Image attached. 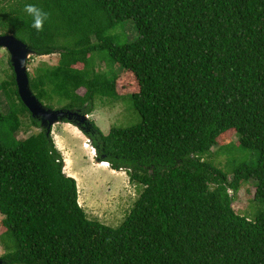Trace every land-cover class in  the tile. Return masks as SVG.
Listing matches in <instances>:
<instances>
[{"label":"trees","instance_id":"1","mask_svg":"<svg viewBox=\"0 0 264 264\" xmlns=\"http://www.w3.org/2000/svg\"><path fill=\"white\" fill-rule=\"evenodd\" d=\"M27 4L46 13L40 30ZM128 21L137 38L119 45L110 32ZM0 34L33 56L58 53L57 64L28 72L51 109L91 113L96 99L131 97L139 124L104 134L91 120L83 133L95 160L143 187L120 227L89 219L54 138L43 128L16 136L31 113L9 63L0 84L12 141L0 137V213L13 239L12 249L1 242L5 264H264V209L250 218L233 208L249 181L264 202V0H0ZM102 51L130 87L96 67ZM231 146L256 151V165L217 167L212 155Z\"/></svg>","mask_w":264,"mask_h":264},{"label":"rangeland","instance_id":"2","mask_svg":"<svg viewBox=\"0 0 264 264\" xmlns=\"http://www.w3.org/2000/svg\"><path fill=\"white\" fill-rule=\"evenodd\" d=\"M110 34L115 37L119 45L136 39L138 35L131 21L116 26ZM94 55L97 68L99 67V69L101 68L103 70L104 67L105 71L110 74V77L119 73V84L127 88L131 86L125 85L129 83L126 80L128 78H125L126 76L124 74L122 75V71L114 64L106 51L98 52ZM58 59V53L33 56V58L31 57L27 61L28 72L32 73L39 65L46 64L53 66L57 64ZM9 63L10 55L8 51L0 47V84L11 77ZM77 67H82V64L77 65ZM78 92L79 94H84L85 89L82 88ZM0 103L3 112L7 113L9 111V101L4 91H0ZM27 115L20 117L22 119V126L19 132L16 133L18 139L37 133L42 129L31 124L29 119L31 120L32 115ZM89 119L94 121L99 130L104 134H107L112 126L127 128L141 122V117L129 96L119 100H111L109 98L96 99L93 104V110L89 114ZM75 128L80 132L79 134L74 132ZM7 130V122L1 123V140L11 145V137ZM51 131V136L54 138L56 147L61 152H63L62 147L70 150L68 151L66 149L70 153V162L64 163V171L66 173L70 172L68 167L70 164H73V168L79 172L80 176L75 174L79 193L78 202L85 210L87 217L110 227H120L127 219L134 203L138 200L143 187L130 183L125 171H116L103 164V167H100V164L98 162L96 163L97 160H90L89 156L93 155V150L91 145L89 146L88 141L85 140L87 136L84 134L82 136V131L71 122L56 123ZM232 138V143L235 144V135H232ZM85 143L89 147L85 148ZM215 150L216 148L213 149V152ZM219 151H216L212 155V159L217 167L228 174L232 173L233 169L240 164L246 163L255 166L257 163L258 153L254 150H241L238 146H231L227 149H222V153ZM63 157L65 156L63 155ZM233 208L236 213L250 218L264 209V202L254 200L253 198V182H245L239 188L234 196ZM2 219L3 216L0 213V256L5 252L4 246L1 243L3 238L10 249L13 248V239L11 240L9 235L4 233L5 229L2 226Z\"/></svg>","mask_w":264,"mask_h":264},{"label":"water","instance_id":"3","mask_svg":"<svg viewBox=\"0 0 264 264\" xmlns=\"http://www.w3.org/2000/svg\"><path fill=\"white\" fill-rule=\"evenodd\" d=\"M0 47L5 48L10 55V63L15 74L17 92L20 100L31 113L32 117L39 120L41 128L46 130L48 136L51 135L52 127L56 123L65 121L72 122L80 130H89L86 124H90V113H81L80 110L75 111L71 109H51L42 104L32 92L27 61L35 53L30 47L17 39L13 34H0ZM86 139L90 142L88 137ZM92 149L95 153V149L93 147ZM0 264H5L2 258H0Z\"/></svg>","mask_w":264,"mask_h":264},{"label":"clouds","instance_id":"4","mask_svg":"<svg viewBox=\"0 0 264 264\" xmlns=\"http://www.w3.org/2000/svg\"><path fill=\"white\" fill-rule=\"evenodd\" d=\"M25 11L30 14L33 17V23H32V27H34L37 30H40L42 28L43 25V20L46 18V13H43L40 9H38L35 5L33 4H27L25 6ZM91 120L89 119V122ZM70 123V122H68ZM72 123V122H71ZM80 130V128H78ZM82 134L84 130H81ZM85 135V134H84ZM90 139V138H89ZM87 140V139H86ZM88 141V140H87ZM89 143V146L91 145V140ZM86 144V143H85ZM87 145V144H86ZM93 146L91 145V148ZM93 150V149H92ZM62 153V152H61ZM93 155L95 156V153L93 152ZM65 159V157H64ZM66 163V161H65ZM97 163V162H96ZM98 164H100V162H98ZM108 165V164H107Z\"/></svg>","mask_w":264,"mask_h":264},{"label":"crops","instance_id":"5","mask_svg":"<svg viewBox=\"0 0 264 264\" xmlns=\"http://www.w3.org/2000/svg\"><path fill=\"white\" fill-rule=\"evenodd\" d=\"M76 130V131H75ZM75 130H74V132L77 134H79L80 132L75 128ZM82 136H84L83 134H82ZM86 140V139H85ZM84 147L85 148H87V147H89L88 146V144H87V147H86V145H84ZM62 149H63V155L65 156V161L67 162V163H69L70 162V159H69V154L70 153H68V151H70V150H68V148H65V147H62ZM68 151H67V150ZM73 155V154H72ZM89 158H90V160H92V159H94V155H92V156H89ZM104 166H106V167H108L106 164H104V163H100V167H103V165ZM72 167V168H71ZM68 169H69V171L70 172H68L67 174L69 175V176H72V177H74L76 180H77V177L75 176V174L76 175H78V176H80V174H79V172H77V170L75 169V168H73V164H70V166L68 167Z\"/></svg>","mask_w":264,"mask_h":264},{"label":"flooded vegetation","instance_id":"6","mask_svg":"<svg viewBox=\"0 0 264 264\" xmlns=\"http://www.w3.org/2000/svg\"><path fill=\"white\" fill-rule=\"evenodd\" d=\"M89 125H90V124H86V127L89 128ZM80 127H81V125H80Z\"/></svg>","mask_w":264,"mask_h":264},{"label":"bare ground","instance_id":"7","mask_svg":"<svg viewBox=\"0 0 264 264\" xmlns=\"http://www.w3.org/2000/svg\"><path fill=\"white\" fill-rule=\"evenodd\" d=\"M86 147H87V145H86ZM104 164H107V163H105V162H103ZM108 166V165H107Z\"/></svg>","mask_w":264,"mask_h":264}]
</instances>
